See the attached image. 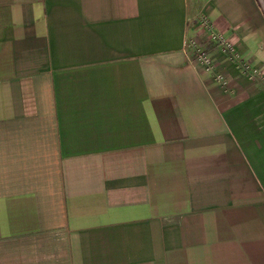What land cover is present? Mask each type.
Segmentation results:
<instances>
[{
    "label": "crops",
    "instance_id": "obj_1",
    "mask_svg": "<svg viewBox=\"0 0 264 264\" xmlns=\"http://www.w3.org/2000/svg\"><path fill=\"white\" fill-rule=\"evenodd\" d=\"M0 264H264V0H0Z\"/></svg>",
    "mask_w": 264,
    "mask_h": 264
},
{
    "label": "built area",
    "instance_id": "obj_2",
    "mask_svg": "<svg viewBox=\"0 0 264 264\" xmlns=\"http://www.w3.org/2000/svg\"><path fill=\"white\" fill-rule=\"evenodd\" d=\"M197 26L201 31L206 33V38H207L206 42H211L217 46L215 50L226 55L227 57L228 56L233 57L234 60L239 59L237 53L234 51L230 42L220 33H217L212 28V25L208 22L206 18H201L197 22ZM186 46L188 50L191 52V56L193 60L199 63L204 68L205 71L211 73L214 79L218 83H220L221 85H225V75L222 71L217 69L216 61L212 56L211 52H205L203 50V46H201L199 43L197 44L194 39L188 40ZM238 66L242 71L245 72L246 71L245 69L246 68L248 69L249 64L246 61L242 60V64Z\"/></svg>",
    "mask_w": 264,
    "mask_h": 264
},
{
    "label": "trees",
    "instance_id": "obj_3",
    "mask_svg": "<svg viewBox=\"0 0 264 264\" xmlns=\"http://www.w3.org/2000/svg\"><path fill=\"white\" fill-rule=\"evenodd\" d=\"M201 46H203V50L205 51V52H211L212 50H214V49H216V45L215 44H213V43H211V42H206L205 44H202ZM228 57H230V59H232V60H234L233 59V57H231V56H228ZM193 59V58H192ZM238 65H241L242 64V60H239V59H237V60H234Z\"/></svg>",
    "mask_w": 264,
    "mask_h": 264
},
{
    "label": "rangeland",
    "instance_id": "obj_4",
    "mask_svg": "<svg viewBox=\"0 0 264 264\" xmlns=\"http://www.w3.org/2000/svg\"><path fill=\"white\" fill-rule=\"evenodd\" d=\"M196 43L198 44V42H196ZM247 63H248V62H247ZM245 70H246L245 72L248 74V73H250V70H251V69H250V67H248V69L246 68ZM256 76H257V75H256Z\"/></svg>",
    "mask_w": 264,
    "mask_h": 264
}]
</instances>
